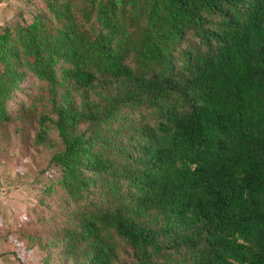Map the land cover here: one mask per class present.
<instances>
[{"label":"trees","instance_id":"trees-1","mask_svg":"<svg viewBox=\"0 0 264 264\" xmlns=\"http://www.w3.org/2000/svg\"><path fill=\"white\" fill-rule=\"evenodd\" d=\"M29 75L74 204L36 264H264V0H47L0 28V125Z\"/></svg>","mask_w":264,"mask_h":264},{"label":"rangeland","instance_id":"rangeland-1","mask_svg":"<svg viewBox=\"0 0 264 264\" xmlns=\"http://www.w3.org/2000/svg\"><path fill=\"white\" fill-rule=\"evenodd\" d=\"M46 1L0 0V28L30 22L35 13L46 10ZM21 86L11 104L12 119L0 125V264L38 263L46 252L34 246L28 254L13 238L24 245L28 235L51 236L74 205L56 182L60 169L50 162L63 149L57 130L49 127L45 140L38 142L34 139L37 115L26 108L17 110L21 102L28 105L44 92L41 83L29 75ZM38 101L42 102L41 97ZM48 249L49 264L65 261L56 253L59 247Z\"/></svg>","mask_w":264,"mask_h":264}]
</instances>
